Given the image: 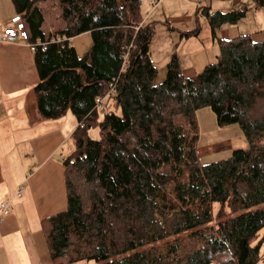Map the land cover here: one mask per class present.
Segmentation results:
<instances>
[{"label":"trees","instance_id":"obj_1","mask_svg":"<svg viewBox=\"0 0 264 264\" xmlns=\"http://www.w3.org/2000/svg\"><path fill=\"white\" fill-rule=\"evenodd\" d=\"M42 1L12 0L29 37L44 43L33 54L41 117L70 110L77 121L67 207L42 223L55 264H264V43L214 34L245 13L206 11L216 60L186 77L172 55L155 85L141 0H56L64 26L49 34ZM85 32L91 45L79 56L70 39ZM110 85L114 110L100 121L96 98ZM204 106L217 125L237 124L249 147L201 163L195 114Z\"/></svg>","mask_w":264,"mask_h":264},{"label":"crops","instance_id":"obj_2","mask_svg":"<svg viewBox=\"0 0 264 264\" xmlns=\"http://www.w3.org/2000/svg\"><path fill=\"white\" fill-rule=\"evenodd\" d=\"M16 14L12 0H0V30ZM246 34L264 43L263 26ZM70 40L80 56L89 49L91 35L85 32ZM33 54L28 41L0 42V201L23 187L0 222V264H55L42 223L67 207L62 158L74 149L77 121L69 110L58 118L41 117ZM182 72L186 77L195 74L191 69Z\"/></svg>","mask_w":264,"mask_h":264},{"label":"rangeland","instance_id":"obj_3","mask_svg":"<svg viewBox=\"0 0 264 264\" xmlns=\"http://www.w3.org/2000/svg\"><path fill=\"white\" fill-rule=\"evenodd\" d=\"M39 7L43 14L41 28L45 34L63 28L64 23L59 17L56 0L42 1ZM239 10L245 13L243 18L235 23H224L215 29V36L225 39L254 32L260 26L264 27V8L258 7L256 0H141L142 26L150 25L152 28L148 50L157 71L153 84L164 81L166 64L172 55H176L181 61L182 70L191 69L195 74L201 72L208 63L214 62L218 55V46L213 38L206 11L212 14L217 11ZM111 104V96L106 97L103 107L98 111L100 121L106 111L114 110ZM117 111L119 114L120 111ZM195 115L198 125L196 155L201 163L217 161L230 156L235 149L249 147L237 124L217 125L210 107L197 109ZM99 131V125L96 124L88 129V135L91 139H99ZM263 233L264 229L260 231L261 235ZM261 252L264 253V242ZM104 261L85 259L72 264H100Z\"/></svg>","mask_w":264,"mask_h":264},{"label":"built area","instance_id":"obj_4","mask_svg":"<svg viewBox=\"0 0 264 264\" xmlns=\"http://www.w3.org/2000/svg\"><path fill=\"white\" fill-rule=\"evenodd\" d=\"M140 26L133 27L135 31L139 29ZM29 37V33L26 31L24 21L18 15L13 17L11 22L4 26L2 30H0V42H16V41H28L29 46L32 50L35 49L36 46L41 45L44 46V43L41 41L39 37H33L31 40ZM127 53L123 55V67L126 65ZM114 93V86L110 85L109 90L106 95L102 98H96V108L97 110L103 107V101L106 100V97L110 96ZM63 162L67 160V158H62ZM69 163H72V160H69ZM23 187L19 185L12 197H7L4 200L0 201V222L4 216H8L11 210V204L13 198H20L23 194Z\"/></svg>","mask_w":264,"mask_h":264}]
</instances>
